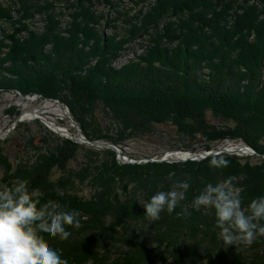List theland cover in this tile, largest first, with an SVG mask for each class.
<instances>
[{
    "label": "trees",
    "instance_id": "obj_1",
    "mask_svg": "<svg viewBox=\"0 0 264 264\" xmlns=\"http://www.w3.org/2000/svg\"><path fill=\"white\" fill-rule=\"evenodd\" d=\"M127 1L0 0V93L56 101L86 139L121 152L164 128L180 139L171 152L241 141L259 162L123 164L45 128L57 143L30 135L14 166L0 151V183L26 180L39 203L78 213L67 239L45 240L68 264H264V237L224 247L213 211L192 206L228 177L243 209L264 195V0ZM124 54L132 58L116 67ZM5 114L14 122L20 112ZM179 180L190 183L185 200L149 221L143 203Z\"/></svg>",
    "mask_w": 264,
    "mask_h": 264
},
{
    "label": "clouds",
    "instance_id": "obj_2",
    "mask_svg": "<svg viewBox=\"0 0 264 264\" xmlns=\"http://www.w3.org/2000/svg\"><path fill=\"white\" fill-rule=\"evenodd\" d=\"M209 166L224 169L229 161L214 157ZM231 180L228 177L221 183H208L192 206L195 210L213 211L217 236L224 247L237 243L251 245L264 237V195L251 199L245 210ZM189 188L187 180H179L170 190L156 192L143 203L144 215L149 221L159 220L162 212L171 215L185 200ZM183 211L188 214L186 208ZM79 227L76 211H66L52 200L39 203L26 180L0 183V264H68L45 240H65L71 235L66 229Z\"/></svg>",
    "mask_w": 264,
    "mask_h": 264
},
{
    "label": "rangeland",
    "instance_id": "obj_3",
    "mask_svg": "<svg viewBox=\"0 0 264 264\" xmlns=\"http://www.w3.org/2000/svg\"><path fill=\"white\" fill-rule=\"evenodd\" d=\"M117 1H124L127 6L130 5L126 0ZM38 25H40V23ZM3 27L4 29L7 28L6 25ZM0 31L1 35L2 30L0 29ZM106 33L108 36H110L115 33V31L107 29ZM116 33L121 34V28L118 29ZM132 47L137 49V44H133ZM139 53L140 51H137V54ZM131 58V55L124 54L115 63V66H120L121 64L126 63ZM11 107L12 109H14L15 112H20V115L17 119H21L24 117L26 118L21 122L14 123L17 119L13 122L12 118L5 114V110H8ZM64 110H66V108L61 106V104L56 101L53 102L48 100H42L39 96L22 97L15 91H2L0 93V134H2L0 136V151L2 150V154L6 158H8L7 160H9L11 163H14L11 164L8 161L7 164L14 166L16 160L15 156L24 155V143L26 141V138L30 137V135H32L31 141L35 145H39L41 139H43L44 137L48 138L49 142L52 144L57 143V139L53 136H49L46 129L49 131V134L50 132H54L47 128L45 124H43L40 120L30 118V115H35L39 118H43L49 123H53L58 128L66 130L73 137H75L78 132L83 136V134L80 132L79 126L72 121L73 119L70 114H66ZM208 120L213 122L210 117H208ZM42 126L44 127V130L42 129ZM168 132L169 131H165V129L163 128L156 130L153 136L144 137L136 141H129L125 145H123L122 153L131 162L138 161L142 163H144L143 161L147 160L148 157H151L149 159L156 160V158L158 157L163 158L165 155H171L174 153H191L181 151L171 152V149H174L175 147L180 145V139L173 132H169V134H167ZM57 136L64 140H68L59 135ZM241 146H245L247 148L252 149L241 141H224L222 143L213 145V150L211 151L222 150L226 149L227 147L235 148ZM86 148L96 151L102 150L101 148H94L90 147L89 145H86ZM196 153L200 154L203 153V151H197ZM76 158L77 159L72 160L70 162V167H79L81 157L76 156ZM243 158H246L251 164L259 162V156H257V154L248 155ZM1 168L2 167L0 165V173L2 172ZM57 177L58 173H55L54 178Z\"/></svg>",
    "mask_w": 264,
    "mask_h": 264
},
{
    "label": "water",
    "instance_id": "obj_4",
    "mask_svg": "<svg viewBox=\"0 0 264 264\" xmlns=\"http://www.w3.org/2000/svg\"><path fill=\"white\" fill-rule=\"evenodd\" d=\"M1 33V31H0ZM66 112V114H68V110H64ZM30 118L33 119H38L40 120L43 124H45V126L47 128H49L50 130H52L55 134L64 137L68 140H70L73 143L76 144H86L89 145L90 147H94V148H101V149H108L111 150L112 152H114L116 154L117 159L123 163V164H139L141 162L138 161H134L131 162L127 157H125L123 155V153L117 149L115 146L107 144V143H100V142H92L89 141L88 139H86L85 137H83L79 132L77 133V135L75 137H73L70 133H68L66 130H62L60 128H58L56 125H54L53 123H49L47 121H45L43 118H39L35 115H30ZM21 118V119H17L14 123L17 122H21L25 119ZM73 121V120H72ZM74 122V121H73ZM75 123V122H74ZM2 134H0L1 136ZM222 154H227V155H236L239 157H246L248 155H254L256 154L254 150L247 148L245 146H241V147H235L233 148V150H227V149H222V150H217V151H209V152H203V153H174L171 155H165L163 158L160 159H147L144 160V163H148V162H155V163H184V162H188V161H192V162H200L203 161L207 158H211L214 156H218V155H222Z\"/></svg>",
    "mask_w": 264,
    "mask_h": 264
},
{
    "label": "bare ground",
    "instance_id": "obj_5",
    "mask_svg": "<svg viewBox=\"0 0 264 264\" xmlns=\"http://www.w3.org/2000/svg\"><path fill=\"white\" fill-rule=\"evenodd\" d=\"M226 149H227V150H233V148H232V147H227Z\"/></svg>",
    "mask_w": 264,
    "mask_h": 264
}]
</instances>
